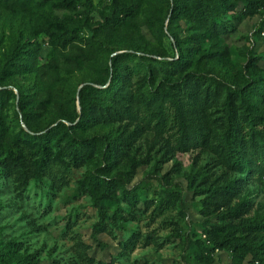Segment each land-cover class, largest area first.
Segmentation results:
<instances>
[{
  "label": "rangeland",
  "instance_id": "374dc122",
  "mask_svg": "<svg viewBox=\"0 0 264 264\" xmlns=\"http://www.w3.org/2000/svg\"><path fill=\"white\" fill-rule=\"evenodd\" d=\"M130 4L131 0H0V88L17 93L23 87L28 93L23 107L13 96L0 98V115L7 125L4 168L9 176L0 191V252L7 254V264H199L185 238L205 237L202 209L207 193H195L190 176L195 182L203 180L202 188L234 177L241 187L230 203H248L245 217L264 215V146L245 175L229 170L215 150L197 144L193 134L180 148L182 134L171 121L157 126L153 118L148 127L149 116L146 121L124 116L91 123L81 131L91 137L108 135L119 144L110 175H101L97 170L108 166L101 150L84 162L70 158L67 141L72 130L62 139L44 136V128L56 126L78 102L84 85L107 79L111 58L118 53L135 55L126 61L134 72L129 93L133 113L144 115L146 102L138 103L136 96L153 94L165 76L177 94L184 95L176 75L161 65L176 54L167 30L173 0H142L135 18L111 28L114 10ZM224 20L232 24L230 31L201 49L215 57L206 55L187 71L211 70L234 90L248 84L251 75L264 73V13L239 21L229 9ZM103 23L104 29L99 27ZM67 30L80 39L62 47L58 37ZM177 32L191 34L189 21L181 20ZM194 58L198 60L199 54ZM250 60H257V65ZM153 67L158 71L148 79ZM224 97L222 90L207 111L217 130ZM165 104L173 112L168 100ZM16 113L32 117L38 130L35 137L26 135L27 128ZM188 118L192 126L198 123L192 114ZM40 166L43 169L37 174ZM118 172H123L137 196L125 199L120 188L118 204L107 203L106 211L113 216L120 206L122 218L116 226L109 224L96 240L92 234L99 221L94 201L100 191L97 175L108 180ZM152 172L165 182L150 177ZM173 194L179 199L177 206L160 213V203ZM130 238L135 246L122 256V243ZM214 264H232L231 253L218 251Z\"/></svg>",
  "mask_w": 264,
  "mask_h": 264
},
{
  "label": "trees",
  "instance_id": "16d2710c",
  "mask_svg": "<svg viewBox=\"0 0 264 264\" xmlns=\"http://www.w3.org/2000/svg\"><path fill=\"white\" fill-rule=\"evenodd\" d=\"M141 4L142 0H131L129 8L119 7L114 10L110 27L117 28L126 20L135 18ZM173 7L174 13L168 18L167 30L176 54L173 55L172 60L164 61L161 65L176 75L175 82L181 86L179 92L183 90L184 95L177 94V91L170 85L168 76H165L153 94L147 98L136 96L138 103L146 102L144 115L138 116L133 113L130 110L132 100L129 93L132 92L131 82L134 72L126 61L135 55L118 53L111 58L107 79L105 81L94 80L91 84L84 85L79 91L78 102L74 101L71 110L64 112L63 119L52 128L49 126L44 128V136L57 135L61 139L72 130L67 145L69 156L73 161H87L97 150H101L108 166L98 169L97 173L110 175L109 168L116 161V155H113V152L119 151L116 148L119 144L108 135L91 137L82 134L81 131L94 122L122 119L124 116L130 117L131 120L136 118L145 120L149 116V122L146 123L148 127L153 118H156L157 126H165L169 121L178 125V132L182 134L180 148L193 134L197 144H201L202 147L210 145L222 163L232 172L242 171L247 175L254 167L258 153L264 146V106H262L264 103V73L260 76L251 75V81L248 84L237 85L234 90H231L230 85L211 70L199 73L187 70L194 61H199L206 55L208 58L215 57L213 52L206 54L205 51L201 52V49L205 43L219 39L222 34L230 31L232 24L224 20L229 9H233L234 17L241 21L247 17L263 14L264 0H173ZM184 19L190 23L191 34L181 36L177 28ZM99 27L104 29V23ZM58 39L62 47H67L77 42L80 36L75 31L67 30L59 34ZM197 54L200 58L195 60L194 57ZM256 61L250 60L252 66L257 65ZM155 71H158V68L149 69L148 79ZM94 84L105 87L99 89ZM222 90L225 92V97L223 112L216 119L220 120L218 126L220 129L217 130L214 127L215 120L207 115V111L212 103L217 101ZM12 96L15 97L18 106L23 107L27 104L28 93L25 88L19 87L17 93L7 87L0 88L1 99H10ZM167 100L172 105L173 112L171 113L165 104ZM150 104H154V108H150ZM189 105L191 113L187 110ZM190 114L198 120L194 126L188 118ZM16 116L26 126L27 129L24 130L26 135L32 134V137H35L38 130L32 117L27 114L19 117L18 113ZM6 134L7 125L0 115V191L7 185L6 179L9 177L4 168L6 160L3 158ZM212 139L216 142L210 143ZM260 140L262 143L259 142ZM38 169L37 174L43 167L40 166ZM101 175H97L100 191L94 196L99 211V221L94 226L92 234L96 240L109 224L116 226L118 220L122 218L120 206H117L113 216H109L106 211L107 203L118 204L117 196L120 188L124 196L128 197L125 199L131 201L137 196L134 188H129V182L125 179L123 172H118L108 180L100 179ZM149 176L165 182L164 178L155 172ZM202 181L195 182L193 176L189 177V183L193 185L195 193H207L204 198L205 207L202 209L206 217L203 225L205 237L192 239L186 236L185 238L188 247L194 249L196 261L199 264H214L218 251H228L232 256V264L250 263L254 260H260L264 264V215L245 217V213L250 211L248 203L244 201L230 203V198L238 194L241 187L234 177H230L225 184H211L208 188L200 187ZM178 200L173 194L166 202H161L160 213L168 208L176 207ZM131 238L122 243L120 252L122 256H126L127 250L135 246V241ZM7 263V254L0 252V264ZM17 264L29 263L26 261Z\"/></svg>",
  "mask_w": 264,
  "mask_h": 264
},
{
  "label": "built area",
  "instance_id": "2783aa9c",
  "mask_svg": "<svg viewBox=\"0 0 264 264\" xmlns=\"http://www.w3.org/2000/svg\"><path fill=\"white\" fill-rule=\"evenodd\" d=\"M263 34H264V33H263ZM244 264H262V263H261L260 260H254V261H252V262H250V263H248V262H244Z\"/></svg>",
  "mask_w": 264,
  "mask_h": 264
}]
</instances>
